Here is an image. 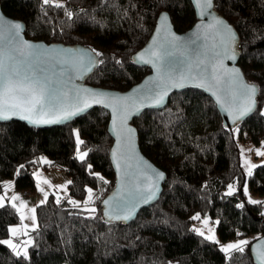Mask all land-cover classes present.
Listing matches in <instances>:
<instances>
[{
	"label": "trees",
	"instance_id": "trees-1",
	"mask_svg": "<svg viewBox=\"0 0 264 264\" xmlns=\"http://www.w3.org/2000/svg\"><path fill=\"white\" fill-rule=\"evenodd\" d=\"M62 1L73 13L71 19L65 8L43 5L42 0H0V6L4 14L24 22L27 38L81 44L102 53L98 58L103 63L86 83L120 91L149 72L132 63L131 56L145 44L161 11L168 12L177 32L196 21L189 0ZM214 6L237 31L238 65L258 87L253 114L236 127H225L214 102L200 91L187 89L172 93L162 110H147L134 118L141 151L165 172L166 180L159 200L142 208L127 224L102 216L101 201L115 184L106 110L96 107L67 125L47 129L0 122V193L8 181L21 193L36 192V166L61 169L71 181L68 197L57 203L51 193L36 206L37 227L27 233L33 240L27 259L0 244V264H254L249 248L264 233V163L245 178L234 132L238 128L245 141L264 140L260 111L264 0H214ZM76 128L83 141L80 147L87 153L83 161L74 154ZM40 155L49 161L40 164ZM245 180L249 191L261 196L256 200L261 203L252 204L246 198ZM232 182L237 189L227 195L224 190ZM87 188L92 189L90 204L95 212L91 214L68 202L84 199ZM4 205L0 207V241L8 236L9 226L20 220L16 208ZM197 213L217 220L222 243L247 238L244 251L225 253L219 243L195 232L191 224Z\"/></svg>",
	"mask_w": 264,
	"mask_h": 264
},
{
	"label": "snow or ice",
	"instance_id": "snow-or-ice-1",
	"mask_svg": "<svg viewBox=\"0 0 264 264\" xmlns=\"http://www.w3.org/2000/svg\"><path fill=\"white\" fill-rule=\"evenodd\" d=\"M42 4L65 8L61 0H42ZM196 4L200 8L202 17L211 14L210 10L213 8V0H196ZM65 15L71 19L73 13L65 8ZM161 20L165 23L163 28L158 26L157 33L159 35L154 36L152 43L144 51L137 54L136 57L137 60L150 64L157 73L155 80L152 81V87L145 89L137 97L140 101L139 106H136L137 100L131 97L109 96V94L90 89H69L68 85L72 79L71 76L67 79H62L65 76L66 68H62L59 72L55 70L57 66L70 67L78 73L79 78H82L83 74L91 71L97 63H103L102 60H97L98 57L103 55L97 50L77 49L73 51L65 49L62 50L63 54L55 49L41 50L40 46H34L28 41L21 39V32L24 29V25L21 22L4 21L0 23V119L7 120L12 116H18L32 124L57 123L71 119L90 107L91 104H105L106 107H111L113 110L114 124L115 114L117 111L121 113L120 130L117 132L118 141L122 135L126 140L130 141L133 130L126 127V121L133 113H139L140 108L145 106L144 100H151L154 105H160L171 87H182L183 84L181 82L192 81L197 78H199L200 86H204L205 81L208 79L214 81L217 86L225 81L228 83L227 95L230 98V104L227 111L234 122L251 113L256 105L257 86L245 82L239 68L228 69L223 64V59L233 61L236 59L233 47L236 43V36L231 27L221 18L214 14L212 15L213 23L207 27L219 37V43L214 45L211 53H209L208 50L199 51L198 33H193V39L183 41L181 37L170 31L166 15H162ZM197 27L199 28L200 25H197ZM188 45L192 46L196 58L194 61H185L188 63L189 71L187 73L181 72L177 77L171 71V66L177 62V55L179 57L185 56ZM117 62L119 63V61ZM193 66L198 70L196 76L191 74ZM209 87L211 88V85ZM70 91L73 93L72 95L69 94ZM213 95L217 97V102L223 107L225 101L218 94V91H214ZM129 100L133 104L131 111H129ZM235 131L238 132L239 129L237 128ZM76 143L77 156L83 161L87 153L79 151V146L83 143L79 136H77ZM256 154L264 155V152L256 149ZM113 155L115 156V150ZM245 163L248 164V161H245ZM23 167L24 165H20V169ZM255 167L257 165L248 164L249 176L252 174L251 169ZM117 168H120L119 162H117ZM140 175L144 176V181H138L134 187L122 186L117 190L115 197H110L108 200L103 201L106 206H110L109 209L105 210V216L110 219L127 221L140 204H148L155 199L158 181L164 178V174L152 170V175H149L147 170L141 169ZM101 179L103 178L101 177ZM43 182L45 184L49 183L46 179ZM67 183H71V181ZM9 184L10 182L6 183L5 187L7 188ZM57 187L64 188L65 185ZM37 188L41 192L44 191L39 183ZM87 191L89 199L84 201L85 204L91 199L92 189H87ZM234 191L233 185H228L227 195H231ZM245 192H247L246 185ZM44 197V200L40 201L41 204L46 202L47 193H44ZM19 199L20 197L16 195L11 197L13 201ZM4 200L5 197L0 196V207L5 206ZM68 202L74 207H80V202L78 201L69 199ZM249 202L252 204L261 203L251 199ZM57 203H59V197H57ZM23 206L24 202L22 201L21 207ZM237 206L242 207V205ZM12 207L15 208L16 205L13 204ZM16 210L20 211L19 208ZM29 211L34 212L35 209H30ZM90 211L95 212V209H90ZM119 213L124 214L120 215ZM20 218L23 221L24 216L21 215ZM31 218L35 221L34 215ZM199 218V213L192 217V219ZM8 231L12 236L18 234L16 228H9ZM195 231L199 235H204L200 229H195ZM211 231L209 229L210 233ZM205 239L214 240L215 237L210 234L205 236ZM29 243L31 241L25 242L26 245ZM247 243L248 241L246 240H239L235 243L223 245L221 250L226 253L230 251L243 252V245ZM0 244L9 245L15 255H23L27 259L26 248L17 250V245L13 244L11 240H2ZM260 259L264 260V253L260 254Z\"/></svg>",
	"mask_w": 264,
	"mask_h": 264
},
{
	"label": "water",
	"instance_id": "water-1",
	"mask_svg": "<svg viewBox=\"0 0 264 264\" xmlns=\"http://www.w3.org/2000/svg\"><path fill=\"white\" fill-rule=\"evenodd\" d=\"M189 1L193 7L196 21L193 23V25L190 28H188L185 31L177 32L174 29V26L172 24V21L170 19L168 12L161 11L158 14V17L155 21L154 28H153L152 33L150 34L149 38L147 39L145 44L140 49H138L135 53H133L131 56V62L132 63L136 64L137 66L146 67L149 70V72L139 82L135 83L134 85H132L128 89H126L124 91H120V90H116V89L102 88V87L92 86V85L87 84L86 83L87 77L94 71V69L98 66L99 63H97L91 71L84 73L82 78H79L78 73L76 71H74L73 69H71L70 67L57 66V68L55 70L57 72H59V71H61L62 68H66L65 76L62 79H67L69 76H71L72 79L68 85L69 89H72V88L90 89V90H94L96 92H103V93L109 94V96L131 97V98L137 100L136 106H139L140 101L137 99V97L145 89L152 87V81L155 80L157 73L150 64H145L142 61L137 60L136 57H137V54L144 51L148 47V45L150 43H152L154 36L159 35L157 33V28H158V26L163 28L164 23H165L164 21L161 20V16L162 15L167 16V24L170 27V31L172 33H174L175 35L181 37V39L183 41H188L190 39H193L194 38L193 33H198L199 34V40H198L199 51L203 52L205 50H208L209 53H211L213 46L218 45V43H219V37L216 36V34L211 29H209L207 27L208 25L213 23L212 15L214 14L215 16L221 18L224 22H226V24L231 27V29L233 30V32L235 33V36H236V43L233 46L235 53H236V59H235V61L230 60V59H223L224 66L228 69H231L233 67L239 68L241 73L243 74L244 81L247 83H250L247 80V78L245 77L244 73L242 72V69L238 65V59L240 57L241 50L239 48V36H238L237 31L233 27V25L230 24L221 14H219L216 11L215 6H214V0H213V8L210 10L211 14L204 16V17H202L200 15V8L197 6L196 0H189ZM4 21L21 22L24 25V29L21 32V39L28 41L30 44H32L34 46H36V45L40 46L41 50L55 49L57 52H60L61 54H63L62 50H65V49H69V50H73V51H75L77 49H83V50H90L91 49V48H89L85 45H81V44H72L71 45V44H62V43H56V42L47 43L43 40H33L30 38H27L26 34H25L26 27H25L24 22H22L18 19L12 18L10 16H7L6 14H4V12L2 11L1 6H0V23H3ZM197 25H200V27L198 28ZM145 58H147V57H145ZM195 58H196L195 52H194L192 46L188 45V49H187V52H186L184 57H179V55H177V57H176L177 62L173 63V65L171 66V71L177 77L179 76V74L181 72L187 73L189 71V67H188V63H186L185 61H194ZM97 60H99V58H97ZM197 71L198 70L195 69L193 66V68L191 70V74L193 76H196ZM181 83L183 84L182 87H171L170 90H168L167 95L164 97V100L160 105H154L151 100H144L143 103L145 106L140 108L139 113L138 114L133 113L127 119L126 127L133 130L130 141L126 140L123 135L121 136V138L118 141L117 132L120 130L121 113L119 111H117V113L115 114L116 118H115V124H114L113 110L111 107H106L105 104H91L90 107L85 109L83 112L77 114L76 116H73L71 119L63 120V121L57 122V123L32 124L29 121L21 119L18 116H12V117L8 118L7 120L0 119V122L17 121V122L24 123L28 127H31V128L47 129V128H51V127H55V126L67 125L70 122H72L73 120L84 116L90 110H92L93 108H96V107H100V108H103L104 110H106L109 114V119H108V123H107V133L110 136V138L112 139V145H111L110 151H109V158H110V162H111L114 174H115V184H114L113 188L108 192V194L101 201L102 216L107 221L122 222L124 224H127L136 218L138 212L142 208L150 207L159 200L160 195H161L162 190H163V183L166 180L165 172L159 166H157L155 163H153L141 151L139 143H138V132H137L136 127L132 124V120L134 118L140 117V115L144 111H147V110H162L163 108H165L167 101H168V98L170 97V95L172 93H175V92L179 93V92H182V91L187 90V89L200 91L205 96L209 97L214 102L216 109L221 116L223 125L225 127H236L239 123H242L250 115H252L253 112L255 111V109L257 108V103H256L255 108L251 113H249L247 116L243 117L239 121L234 122L232 120L231 116L229 115L228 111H227V108L230 104V98L227 95V89L229 88V85L226 81L221 83L218 86L215 84L214 81H212L210 79L205 81L204 86H200L199 78H197L196 80H192V81H183ZM250 84H253V83H250ZM209 85H211V88L209 87ZM214 91H218V94L225 101V104L223 107L221 106L220 103L217 102V97L215 95H213ZM69 94L72 95L73 93L70 91ZM256 97H257V94H256ZM256 97H255V100H256ZM128 105H129V111H131L133 108V104H132L131 100L128 101ZM114 150H115V156L113 155ZM117 162L120 163L119 169L117 168ZM141 169L147 170L149 175H152V170H154L156 172H162L164 174V178L158 181L155 199L148 204H140L136 208L132 217L130 219H128L127 221L110 219L109 217L105 216L104 212L106 209H109L110 206H106L103 203V201L108 200L110 197H115L117 190L119 188H121L122 186L134 187L135 183H137L138 181H144V179H145L144 176L140 175ZM119 214L123 215L124 213H119ZM249 249H250V254H251V257L253 259L254 264H264V260L260 259V254L264 253V233H262L259 237H257L251 243Z\"/></svg>",
	"mask_w": 264,
	"mask_h": 264
},
{
	"label": "rangeland",
	"instance_id": "rangeland-1",
	"mask_svg": "<svg viewBox=\"0 0 264 264\" xmlns=\"http://www.w3.org/2000/svg\"><path fill=\"white\" fill-rule=\"evenodd\" d=\"M61 2H63L61 0ZM261 113H264V102L261 105L260 108ZM264 115V114H263ZM74 136H75V150H74V154L76 156L77 159V136H79L78 134V130L77 128L74 130ZM234 137L236 139V142L238 144V150H239V157H240V164L243 170V173L245 175V178H247L248 175V164H252V165H259V164H263L264 163V155H257L256 154V149H260L261 152H264V144H262V142H264V140H261L259 143H253V142H249V141H245L243 139L240 138L239 132L235 131L234 132ZM80 139V138H79ZM79 151L80 152H86L85 150L81 149V147L79 146ZM80 160V159H79ZM40 164L44 163V162H48V158L45 155H40L39 156V160ZM245 161H248V164L245 163ZM254 168L251 169V172L253 171ZM33 175H34V179H35V185H36V192H32L31 196L33 197L34 195L37 194L38 192V188H37V184L39 183L40 187L43 188V192L39 191V193L44 194L47 193V196L51 193H54L55 197H59V198H63V197H68V176L65 173V171L61 170V169H57V168H53V169H45L41 166H36L33 169ZM49 181L48 184H45L43 181L44 180ZM231 185H233L235 191L237 189V183L236 182H232L230 183ZM228 184V185H230ZM59 185H65L64 188H58L57 186ZM245 185L247 187V192H245ZM90 189V188H87ZM243 192L246 195V198L248 200H259L261 198V196L258 195H253L249 189H248V185H247V181L245 180L242 186ZM20 193V192H19ZM224 193L227 194L228 193V186L226 187V189L224 190ZM18 194V192H17ZM19 196V195H18ZM30 196V198H31ZM25 200L23 197H21V199L15 201V205H16V209L19 208L20 211L19 215L21 217V215L24 216L23 221L21 220L20 224L23 226V233L24 234H17L16 236H20L18 240L15 239L16 236H12L10 233L7 237H5L3 240H11L13 244L17 245V250H22L25 249L27 250L28 253V248L29 246L32 244L33 240L30 237V235H27L25 233H28L31 229H34L35 227H37V221H36V216H35V211H29L31 208H26L25 204L26 202L23 201ZM89 199V193L87 191L86 196L84 199L79 200V199H72L75 201L80 202V207L81 209L88 211L87 214H91L90 209H93L94 206H92L91 203V199L89 200V202L87 204L84 203L85 200ZM24 202V206L21 207V202ZM35 209V208H34ZM35 216V221L32 220V216ZM196 215V214H195ZM194 215V216H195ZM21 219V218H20ZM204 221H206V223H204ZM19 225H11V227L9 226V228H16L18 229ZM216 224H217V220L210 218L208 216L205 217H201L199 219H193L192 220V228L195 229H200L204 235L203 237L205 238V236L208 235H214L215 239L214 240H210V241H214L220 244V248H222L223 245H227L229 243H235L239 240H246L247 238L245 237H236L234 239H231L227 242H221L219 239V236L216 232ZM15 226V227H14ZM27 226V227H25ZM209 229H211V233L209 232ZM196 232V231H195ZM2 241V240H1ZM26 241H31V243L29 244H25ZM7 245V244H5ZM9 247V245H7ZM12 251L13 249L11 247H9ZM14 252V251H13ZM15 253V252H14ZM226 253V252H225ZM228 253V252H227Z\"/></svg>",
	"mask_w": 264,
	"mask_h": 264
},
{
	"label": "crops",
	"instance_id": "crops-1",
	"mask_svg": "<svg viewBox=\"0 0 264 264\" xmlns=\"http://www.w3.org/2000/svg\"><path fill=\"white\" fill-rule=\"evenodd\" d=\"M8 182H10V184H9V186L6 188L5 186H4V188H3V191L0 193V196H4L5 197V200H4V204H6V203H10L11 205H13V204H16L15 203V201H13V200H11V197L13 196V195H16V196H18L19 195V197H20V199H21V197H23L25 200H23V201H25L26 202V204H25V206H26V208H31L32 207V209H34V208H36V206L37 205H39V204H41L40 203V201L41 200H44V194H41V193H39V190H38V192H37V194L36 195H34L33 197L31 196V198H30V196H22V194H21V192L20 191H18L16 188H15V186H14V184H13V182L12 181H8ZM8 182H6V183H8ZM17 192H18V194H17ZM20 192V193H19ZM48 197V196H47ZM17 201V200H16ZM20 222H21V219L19 220V222L17 223V224H13V225H19L20 224ZM12 225V226H13ZM10 227H11V225H10ZM15 227V226H14ZM36 228V227H35ZM22 229H23V226L20 224V226L18 227V234H24L23 233V231H22ZM32 230V229H31ZM8 235H9V232H8ZM20 236H23V235H20ZM20 236H16L15 237V239L16 240H18L17 238H19ZM7 246V245H6ZM11 250V249H10ZM12 251V250H11ZM13 252V251H12ZM14 253V252H13ZM15 254V253H14Z\"/></svg>",
	"mask_w": 264,
	"mask_h": 264
},
{
	"label": "built area",
	"instance_id": "built-area-1",
	"mask_svg": "<svg viewBox=\"0 0 264 264\" xmlns=\"http://www.w3.org/2000/svg\"><path fill=\"white\" fill-rule=\"evenodd\" d=\"M22 196H31L32 192L30 190H24L22 191ZM262 218L264 219V209H263V213H262Z\"/></svg>",
	"mask_w": 264,
	"mask_h": 264
}]
</instances>
